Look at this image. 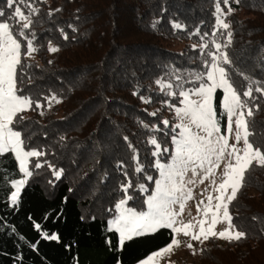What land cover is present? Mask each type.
<instances>
[{"label":"trees","instance_id":"1","mask_svg":"<svg viewBox=\"0 0 264 264\" xmlns=\"http://www.w3.org/2000/svg\"><path fill=\"white\" fill-rule=\"evenodd\" d=\"M215 2L36 0L40 11L33 17L31 31L36 33L39 51L24 57L30 67L24 74L23 95L38 99L42 107L24 110L20 129L26 150L45 153L29 161H47L63 172L60 180H54L52 169L36 170L21 190L20 206L13 208L11 180L23 174L13 153L0 156V264H137L171 242V230L161 229L120 248L118 233L109 230L104 213L114 212L125 198L121 184L129 179L133 187L128 195L133 199L127 206L152 192L154 180L147 176L156 178L157 169L154 146L147 141L156 136L162 146L172 148V128L164 129L161 122L169 120L174 126L176 115L163 102L179 103L162 93L155 81L175 85L177 74L191 81L190 73L204 71L200 36L209 33V42L224 43L228 31L219 29L224 35L211 36ZM230 6L234 11L226 22L233 35L225 51L233 61L231 75L242 94L248 87L244 76L264 82V0L239 4L230 0ZM221 7L227 11V6L221 3ZM0 9L6 13L4 19L14 10L7 8L6 0H0ZM154 21H159L155 27ZM174 22L182 29H173ZM197 29L200 35H192ZM50 41L58 52L48 51ZM195 86L185 83V88ZM53 94L56 99H44ZM253 94L259 105L253 116V139L264 150V95ZM220 95L218 91L215 97L217 113ZM251 106L255 109V104ZM153 112L156 116L150 115ZM154 125L162 131H151ZM135 156L144 165L143 173L135 172ZM168 156L164 154L162 160ZM139 184L148 191L141 192ZM229 211L247 233L246 239L219 243L218 238H210L198 256L185 264H264V167L251 170ZM37 223L42 229L35 227ZM42 232L56 233L59 242L42 238Z\"/></svg>","mask_w":264,"mask_h":264},{"label":"snow or ice","instance_id":"2","mask_svg":"<svg viewBox=\"0 0 264 264\" xmlns=\"http://www.w3.org/2000/svg\"><path fill=\"white\" fill-rule=\"evenodd\" d=\"M239 4L241 0H231ZM36 0H6L8 9H14L11 15L5 18V11L0 9V156L6 154H15V160L19 162V173L23 174V179H12L11 184L15 191L11 192L9 197L10 206L18 208L22 200L21 190L30 182L36 170L43 167L52 169L54 180H60L63 170H56L55 167L47 161H29L30 157H43L45 153L39 150L27 151L25 148V134L20 129L24 117L21 113L28 108H41V102L31 96L23 95L24 91V74L26 68L30 67L24 64V57H31L33 53L39 51L35 46L36 33L31 31L34 19L39 13L35 7ZM221 3L227 6V11L221 7ZM55 11H60L56 9ZM234 9L230 6V0H216L215 11V29L211 36L216 38L224 35L219 29L228 30L226 41L217 42L212 39L209 42L207 37L209 33H203L200 36L201 44L199 45L200 53L206 57L203 60L204 71L190 73L191 81H184L182 76L175 75L177 83L173 85L171 81L165 82L158 79L155 83L159 86L160 91L167 97L179 99L180 107H177L172 100H165L163 103L170 109L175 110V115L179 120L174 126L169 120H163L164 129L172 128L171 136L172 148L162 146L156 136H153L147 143L154 146L152 156L155 158L153 167L158 170L159 178L147 176V180L155 182V189L148 196L145 203L148 205L147 211H136L130 207H124L128 201L133 199L128 195L129 190L133 187L131 179L128 183L121 184V190L125 198L121 199L116 205L118 215L109 222V230L115 229L119 234L118 247L122 248L124 244L135 237L154 234L161 229H170L172 233L171 242L164 248L159 249L149 255L146 260H141L139 264H148L153 257L162 256L170 253L174 247H178L181 241L177 239L176 234L182 233L184 236H190L191 240L199 241L201 244L210 238L225 239L229 243L239 242L246 239L247 233L239 229L234 223L235 219L229 211L230 205L237 199L238 194L246 186L248 175L255 167H264V150L254 141L255 132L254 111L258 110L259 105L256 103L257 97L253 94L264 95V82L251 79L244 76L248 82L247 90L242 94L239 92L231 70L233 61L231 60L226 48L232 44V31L230 23L226 22V17L233 13ZM49 16L52 15L50 11ZM159 21L153 22V27ZM71 27V25H69ZM173 29H182L180 23H173ZM63 32V29H60ZM192 35H200L197 29ZM63 38L68 39L65 33ZM193 49L197 45L192 46ZM26 48V51L24 50ZM214 48V50H210ZM48 51L56 53L59 48L49 42ZM51 63V61H49ZM243 75V74H241ZM191 82L197 86L185 88V83ZM176 90H173V89ZM222 90L223 97L220 101V112L214 106V94ZM136 94L135 92L133 93ZM196 97V98H193ZM46 101L56 99L55 94L50 97H44ZM145 103H151V99L140 97ZM59 103L60 101L57 100ZM255 104V109L251 106ZM156 112L150 113L156 116ZM43 115V113H41ZM227 118L226 134L221 133L220 118ZM145 129L149 128L144 124ZM153 132H160L162 129L154 125L151 129ZM178 130V131H177ZM233 138L234 142L229 143ZM63 139V137L61 138ZM127 141L128 138L124 137ZM242 142L243 147L238 145ZM129 147L135 152V148L129 142ZM169 154V162H162L164 154ZM214 157V159H213ZM136 161L135 172L143 173L145 168L139 162L138 156L134 157ZM224 160L221 182L216 187L219 195L207 197L209 204L205 205L203 211L205 216L211 211V224L205 231V220H199V232L190 233L188 230L193 227L191 221L183 223L178 221V217L185 209V202L192 199V190H186L187 184H193L194 180L189 179L188 174L192 177L199 175L200 182L209 179L214 175L213 168H220V161ZM207 162L208 167L205 168ZM123 168V165H119ZM124 176L128 177L125 171ZM3 177L0 176V180ZM7 183V181H5ZM215 184V180H212ZM141 192L148 189L143 184L136 185ZM230 189V194H229ZM71 191V189H70ZM215 199L217 203L213 206L211 202ZM200 201V204H203ZM178 205L179 211L174 206ZM198 211L200 205H197ZM214 208V210H213ZM222 209L223 220L228 222V227L222 231L216 232L213 226L218 221V214ZM47 216L45 217V220ZM255 219V217H254ZM180 226H177V225ZM37 229H42V225L37 223ZM42 238L48 241L59 242V236L56 233L42 232ZM187 247L193 249L192 243ZM195 254V250L193 251ZM118 264L120 262L118 261Z\"/></svg>","mask_w":264,"mask_h":264},{"label":"rangeland","instance_id":"3","mask_svg":"<svg viewBox=\"0 0 264 264\" xmlns=\"http://www.w3.org/2000/svg\"><path fill=\"white\" fill-rule=\"evenodd\" d=\"M218 91H221L220 100H219V112H220V110H221L220 109V101L223 97V92H222V90H218ZM216 93L214 94V100H213L214 106H215ZM193 98H196V97H193ZM176 106L180 107L181 105L178 103ZM27 108H28V106H25V109H27ZM222 118L224 119V122L220 121L221 133L226 134L227 118L225 116V117H221L220 119H222ZM176 123H179V120L177 119V117H176ZM233 142H234V139L230 137L229 143H233ZM238 146L242 148L243 147L242 142ZM27 151H30V150H27ZM28 159H30V158H28ZM213 159H214V157H213ZM162 162H164V163L169 162V156L165 160L163 159ZM224 163H225V161L221 160L220 161V165H221L220 168H218V169L213 168L214 175L212 177H210L209 179H205L203 183L200 182L199 175L196 177H192L191 173L188 174L187 178L193 179L194 183L193 184H187L186 190L189 188L192 190L191 194H192L193 198L189 199L185 202V209H184L183 213L177 219H178V221H182L183 223H188L189 221L192 222L193 227L188 230L190 233H192V232L198 233L199 232L200 225L197 223V221H199V220H205V224H204L205 231H207L208 226L211 224L212 212L210 211L207 214V216H205L203 209H204L205 205L209 204V201L207 199V197L209 195H212L213 197H215L216 195H219V193L215 189L219 185V183L221 182V174L223 171V164ZM18 165H19V162H18ZM207 167H208V164L206 162L205 168H207ZM23 178L24 177L22 176L20 179H23ZM156 178H159L158 170H157ZM212 180H215V184H212ZM155 187H156V185L154 182L153 190L155 189ZM15 190L16 189L13 186V191H15ZM151 193L148 194L141 202L134 203L133 205H130V206L125 205L124 207H130V208L135 209L136 211H147L148 205L145 203V201L147 200L148 196L151 195ZM229 194H230V189H229ZM200 201H203L204 203L200 204ZM215 203H217V201L215 199H213L211 204L214 206ZM198 204L200 205L199 211L197 208ZM174 208H175V210L179 211L178 205L174 206ZM105 209H106V207H105ZM213 210H214V208H213ZM104 215L108 221V227H110L109 222L112 221L116 215H118V210L115 208V211L112 212L111 214H109V213L107 214V212H106V213H104ZM177 226H180V225L178 224ZM227 227H228V222L226 220H223L222 209H221V212L218 214V221L213 226V230L216 232H219V231H222L223 229H225ZM112 230H115V229H112ZM118 236H119V234H118ZM176 237H177V239H179L181 241L180 246L174 247V249L170 253H165V254H162V256L153 257V260L149 261L148 264H185L190 259L198 256L202 247L205 246L206 244H208V241H204L203 244H201L199 241H193V240H191L190 236H184L182 233L176 234ZM216 240L219 243L227 242V240L220 239V238H218ZM188 243H192L194 248L189 249L187 247ZM194 250H195V254H193ZM146 258L143 260H146ZM137 264H139V262Z\"/></svg>","mask_w":264,"mask_h":264}]
</instances>
